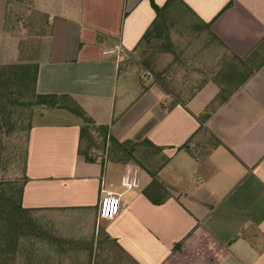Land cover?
<instances>
[{"label": "crops", "instance_id": "crops-1", "mask_svg": "<svg viewBox=\"0 0 264 264\" xmlns=\"http://www.w3.org/2000/svg\"><path fill=\"white\" fill-rule=\"evenodd\" d=\"M8 1L0 0V65L21 57L5 28ZM180 1L160 21L184 26L188 16L239 58L264 37V0ZM32 7L46 32L21 63L37 65L36 93L69 95L116 140L141 142L134 157L148 162H115L102 152L86 161L81 120L41 109L27 134L22 206L49 212L68 240L98 245L102 254L84 264H264V64L201 127L197 117L218 91L212 80L183 106L152 76L131 78L102 53L116 44L126 59L136 53L156 19L149 0H32ZM111 244L121 258L108 254Z\"/></svg>", "mask_w": 264, "mask_h": 264}, {"label": "rangeland", "instance_id": "rangeland-1", "mask_svg": "<svg viewBox=\"0 0 264 264\" xmlns=\"http://www.w3.org/2000/svg\"><path fill=\"white\" fill-rule=\"evenodd\" d=\"M186 17L184 26L165 20L168 27L162 35L167 39L140 44L136 53L129 55L123 63L131 78H142L146 81L145 77L150 75L154 79L158 77L163 80L176 101L187 100L195 89L208 80L226 81L224 75L229 70L226 65L236 63L204 28L196 27ZM5 28L10 42L21 53L19 61L28 59L36 42L46 32L43 17L32 7V0H9ZM262 59L264 46L253 63L248 64L245 69L240 67L241 74H246ZM4 87L5 83L0 82V89ZM31 89V81H12L3 89L5 100L4 127L2 137L0 136V178L6 181H22L24 177L28 130L38 122L39 111L42 109L31 104ZM89 133V137H93L99 147L94 151L101 152L100 138L92 130ZM86 135L87 133L83 136L81 150L88 143ZM144 156L137 154L136 160L147 163L148 156ZM24 219L23 223L17 225L18 239L14 258L7 264H84L86 257L102 254L98 245L73 242L65 238L53 223L57 218H51L47 211H27ZM73 224L67 226L64 222L62 226L75 231ZM108 252L113 257L121 258V253L112 244ZM79 259L82 261L78 262Z\"/></svg>", "mask_w": 264, "mask_h": 264}, {"label": "trees", "instance_id": "trees-1", "mask_svg": "<svg viewBox=\"0 0 264 264\" xmlns=\"http://www.w3.org/2000/svg\"><path fill=\"white\" fill-rule=\"evenodd\" d=\"M172 1H178L182 3L180 0H167V3L163 7H158L154 4L153 0H149L151 7L156 14V19L152 23L151 27H149L141 37L137 48H139L140 44L142 43H149L151 40L162 38V33L167 29L168 26L165 21H160V17L164 13V10L168 6V4ZM165 39H167V37H164V40ZM218 43L220 44L223 51L227 53L228 57L236 63H229V65H226V67L229 69L224 75V77L227 79V82L223 80H212L216 84L218 91L215 97L203 108V111L197 117V120L200 123L201 127L217 112L220 107H222L230 99L233 93L236 92L239 88H241L245 84V82L264 64V59H262L258 64L251 67L246 74H241L240 72V67L245 69V67L249 66L248 64L253 63L256 60V58L258 57L259 50L262 46H264V37L251 50V52L243 58H239L233 53L226 51L227 49L225 50L221 42L218 41ZM11 44L13 45V43ZM13 47H15V50L18 49L15 44L13 45ZM21 62L22 61H14L13 63L0 65V82L3 84L5 83V87H7L9 83H12V81H17L19 83H22L24 81H31L32 105L38 106L42 109L66 110L75 117L79 118L82 122L79 153L83 155L86 161H93V159L98 156L97 153H99L97 150L94 151V149L99 148L96 140H94L93 137H89V132L90 130H92L96 132L97 137L101 140L100 146L102 154H107V156L110 159H113L115 162L117 161L121 163H139V161H137L134 157V152L141 144V142L132 140L120 142L116 140L115 138L109 135L107 126L95 125L92 119L69 95L37 94L35 91L37 65L29 63L25 64ZM123 63H121V67H124ZM155 80L159 84V86L167 93V95L177 100L169 86L165 84L163 80H160L158 77H156ZM201 87L202 85L195 89L194 93L189 98H191L195 94V92L198 91ZM3 89H0L1 137L2 128L4 127L3 102L5 100V95ZM187 100L177 101V103L184 106ZM86 133V137H88V143L85 146L84 150H81L83 136ZM216 142L219 144L218 141ZM181 148H185V146H182ZM92 149L93 152H91ZM25 169L22 181H6L0 178V264H7L9 260H13L14 258V253L16 251V243L18 239L16 235L18 229L17 225L19 226L21 222H24V213L27 211H36L34 209L24 208L21 203L24 186L27 181ZM150 175L153 178L151 186L159 187L160 184L155 179L156 175L154 173H150ZM144 194L150 199L146 190L144 191ZM115 245L117 244L115 243ZM118 249L121 250L119 247ZM121 252L124 253L123 251Z\"/></svg>", "mask_w": 264, "mask_h": 264}, {"label": "built area", "instance_id": "built-area-1", "mask_svg": "<svg viewBox=\"0 0 264 264\" xmlns=\"http://www.w3.org/2000/svg\"><path fill=\"white\" fill-rule=\"evenodd\" d=\"M103 55L112 56L117 63H123L126 60V49L122 44H116L111 48L104 50ZM113 199V197H111ZM109 198V199H111Z\"/></svg>", "mask_w": 264, "mask_h": 264}]
</instances>
